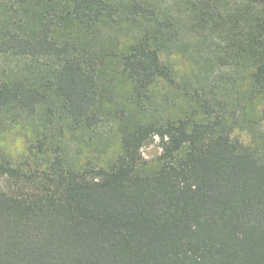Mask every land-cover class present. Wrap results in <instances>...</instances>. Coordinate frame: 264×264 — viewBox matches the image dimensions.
Returning a JSON list of instances; mask_svg holds the SVG:
<instances>
[{
	"label": "trees",
	"instance_id": "1",
	"mask_svg": "<svg viewBox=\"0 0 264 264\" xmlns=\"http://www.w3.org/2000/svg\"><path fill=\"white\" fill-rule=\"evenodd\" d=\"M14 132L0 264H264V0H0Z\"/></svg>",
	"mask_w": 264,
	"mask_h": 264
},
{
	"label": "rangeland",
	"instance_id": "2",
	"mask_svg": "<svg viewBox=\"0 0 264 264\" xmlns=\"http://www.w3.org/2000/svg\"><path fill=\"white\" fill-rule=\"evenodd\" d=\"M163 60L169 65L173 66L177 73L178 79L188 71L189 63L184 59V56L179 54L164 55ZM236 136L241 137L245 142H249V136L243 131H237ZM92 147L86 148L85 159H91L94 162L104 163L108 161L117 151L118 142L116 137L113 136L109 127L98 129L92 137ZM0 148L9 156L17 158L24 149V141L17 133L6 134L2 140H0ZM161 153V149L158 146V139L145 149H143V156L147 160H155Z\"/></svg>",
	"mask_w": 264,
	"mask_h": 264
}]
</instances>
